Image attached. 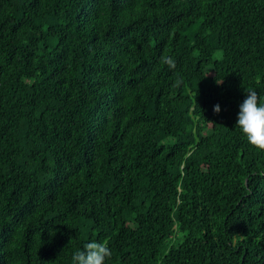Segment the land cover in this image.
Returning <instances> with one entry per match:
<instances>
[{"label":"trees","instance_id":"trees-1","mask_svg":"<svg viewBox=\"0 0 264 264\" xmlns=\"http://www.w3.org/2000/svg\"><path fill=\"white\" fill-rule=\"evenodd\" d=\"M247 88L264 0H0V264H264Z\"/></svg>","mask_w":264,"mask_h":264},{"label":"clouds","instance_id":"clouds-1","mask_svg":"<svg viewBox=\"0 0 264 264\" xmlns=\"http://www.w3.org/2000/svg\"><path fill=\"white\" fill-rule=\"evenodd\" d=\"M161 63L170 69L176 68L175 59L169 55L162 56ZM181 84L182 80L178 79L175 82V86ZM214 111L219 113L220 106L216 105ZM237 126L242 130L250 145L264 151V96L259 95L253 88L246 89V99L240 105ZM84 249V251L77 250L73 254V264H106V260L112 257L107 240L103 242L93 240L86 243Z\"/></svg>","mask_w":264,"mask_h":264}]
</instances>
